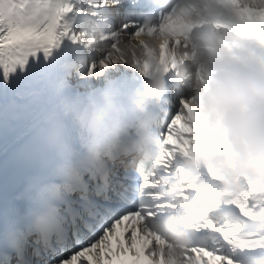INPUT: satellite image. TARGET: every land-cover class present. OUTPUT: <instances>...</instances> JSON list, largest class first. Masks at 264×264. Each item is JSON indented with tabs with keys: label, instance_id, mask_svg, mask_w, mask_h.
<instances>
[{
	"label": "snow or ice",
	"instance_id": "1",
	"mask_svg": "<svg viewBox=\"0 0 264 264\" xmlns=\"http://www.w3.org/2000/svg\"><path fill=\"white\" fill-rule=\"evenodd\" d=\"M215 2L230 15L214 27L264 43V0ZM127 3L136 0H0V129L50 82L87 86L109 73L122 35L165 40L158 61L142 45L146 58L135 65L142 76L156 62L174 69L170 43L187 47L199 26L192 9L177 4L140 21L124 15ZM97 32L112 49L99 59L90 38ZM210 75L197 70L205 90ZM198 101L199 93L166 101L149 118L142 155L127 170L100 153L84 154L72 120L45 109L29 113L28 140L17 153L26 179L10 198L0 187V264H264V187L241 181L239 191H228L207 164L182 163L202 147L206 115ZM216 124L226 131L219 118ZM209 139L227 147L216 131ZM177 227L188 239L179 256L164 235Z\"/></svg>",
	"mask_w": 264,
	"mask_h": 264
},
{
	"label": "clouds",
	"instance_id": "2",
	"mask_svg": "<svg viewBox=\"0 0 264 264\" xmlns=\"http://www.w3.org/2000/svg\"><path fill=\"white\" fill-rule=\"evenodd\" d=\"M156 15L167 13L177 4L192 9L191 19L196 27L187 47L170 43L169 55L176 67L168 71L154 63L148 76L135 67L143 64L144 51L136 48V55L125 40L138 41L154 50L159 60L165 40L160 35L120 37V54L109 56L111 71L97 74L87 86L74 82L71 88H60L50 82L44 96L51 110L73 121L76 142L86 155L100 153L106 164L130 169L141 157L142 139L148 132L149 118L168 100L199 93L201 111L206 115V128L201 137L202 147L192 152L195 168L204 164L220 176L222 189L237 192L241 181L264 187V43L250 36H238L214 27L215 19H227L229 10L215 0H147ZM100 33L90 37L97 47L95 56L111 53L108 44L100 40ZM210 72L207 90L197 79V70ZM70 107V111H67ZM219 118L226 131L217 128ZM217 133L227 147L209 139ZM119 155L115 156V150ZM115 157V158H114ZM184 159L182 158V161ZM213 197L215 191L212 192ZM175 245L179 256L188 243L185 230L177 227L164 233ZM167 256L168 253L166 252Z\"/></svg>",
	"mask_w": 264,
	"mask_h": 264
},
{
	"label": "bare ground",
	"instance_id": "3",
	"mask_svg": "<svg viewBox=\"0 0 264 264\" xmlns=\"http://www.w3.org/2000/svg\"><path fill=\"white\" fill-rule=\"evenodd\" d=\"M133 51L130 53L133 57L135 56V49L140 48L137 42L129 43ZM141 49V48H140ZM120 51L116 53L119 56ZM22 105H25L26 108L23 110L24 115H22L18 119H9L4 127L0 129V158L8 153L12 148H14L17 144L22 142L27 135H25L28 125L31 120V116L28 115L29 113H37L40 112L42 109H46L49 107L44 99V96H40L38 98L24 100L20 102ZM22 164H18V166H12L11 169H18L19 171H14L13 173H21L23 169ZM3 170L0 171V179L4 177L2 174ZM15 186V183H7L2 187L4 196L10 195L12 192L10 189ZM7 198H10L9 196ZM166 252V250H165Z\"/></svg>",
	"mask_w": 264,
	"mask_h": 264
}]
</instances>
